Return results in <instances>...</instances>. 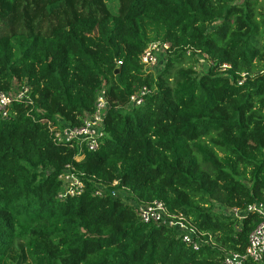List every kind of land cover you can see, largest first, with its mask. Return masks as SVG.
<instances>
[{
	"label": "trees",
	"instance_id": "1",
	"mask_svg": "<svg viewBox=\"0 0 264 264\" xmlns=\"http://www.w3.org/2000/svg\"><path fill=\"white\" fill-rule=\"evenodd\" d=\"M154 42L167 45L157 72L140 61ZM23 85L0 116V264L245 252L258 216L214 204L264 202V0H0V91ZM102 89L98 147L56 141L50 129L80 126ZM66 165L82 189L58 198ZM154 200L188 219L197 250L140 219L135 206Z\"/></svg>",
	"mask_w": 264,
	"mask_h": 264
},
{
	"label": "built area",
	"instance_id": "2",
	"mask_svg": "<svg viewBox=\"0 0 264 264\" xmlns=\"http://www.w3.org/2000/svg\"><path fill=\"white\" fill-rule=\"evenodd\" d=\"M167 48L166 44L157 42L150 43L140 55V61L144 68L153 67L156 64L158 56ZM161 52V53H160ZM228 67L223 65V68ZM25 85L14 87L10 91H0V116L7 117V107L14 100H26ZM149 90L146 87L141 88L130 96L129 103L138 105L141 103L143 96ZM94 111L83 118L80 126L62 125L59 128H51L56 141L75 143L79 148L84 145L88 150H95L98 145V137L102 135L103 117L108 108V102L105 91L102 89L98 92L95 99ZM71 166L66 165L64 171L59 174L58 178L62 182L61 191L58 198H64L68 195L78 193L82 189V182L74 175ZM136 211L143 222H152L162 224L174 230H177L181 240L197 250L201 244L200 234L190 224L188 219L181 214H170L161 201L154 200L149 203H142L135 206ZM232 216L238 219L243 218L246 214L252 213L258 216L259 222L249 232L247 246L243 254L237 252H227L223 259V264H244L246 261L261 262L264 258V202H253L245 209L226 208Z\"/></svg>",
	"mask_w": 264,
	"mask_h": 264
},
{
	"label": "rangeland",
	"instance_id": "3",
	"mask_svg": "<svg viewBox=\"0 0 264 264\" xmlns=\"http://www.w3.org/2000/svg\"><path fill=\"white\" fill-rule=\"evenodd\" d=\"M160 59H161V57H159L158 61H156V64L153 67L148 66L145 69L146 70H154L157 72L162 67ZM205 67H206V60L202 59L199 62V64L196 65L195 68L197 69V71L202 72ZM122 196H123V198H127V196L124 193H122ZM214 205H215V209H214L215 211L221 212L223 214L231 215V216L233 215V214H230V212L226 210L227 207L218 206L217 204H214Z\"/></svg>",
	"mask_w": 264,
	"mask_h": 264
}]
</instances>
